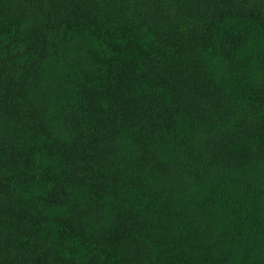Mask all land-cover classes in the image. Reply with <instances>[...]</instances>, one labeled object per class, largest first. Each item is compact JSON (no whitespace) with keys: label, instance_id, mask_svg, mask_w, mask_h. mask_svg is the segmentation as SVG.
I'll return each instance as SVG.
<instances>
[{"label":"trees","instance_id":"1","mask_svg":"<svg viewBox=\"0 0 264 264\" xmlns=\"http://www.w3.org/2000/svg\"><path fill=\"white\" fill-rule=\"evenodd\" d=\"M0 264H264V0H0Z\"/></svg>","mask_w":264,"mask_h":264}]
</instances>
